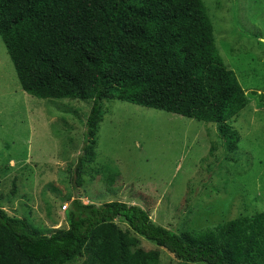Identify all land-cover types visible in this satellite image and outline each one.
<instances>
[{
  "label": "trees",
  "instance_id": "1",
  "mask_svg": "<svg viewBox=\"0 0 264 264\" xmlns=\"http://www.w3.org/2000/svg\"><path fill=\"white\" fill-rule=\"evenodd\" d=\"M0 39L24 92L92 101L76 183L96 156L103 100L212 123L236 147L229 122L249 99L219 53L204 0H0ZM148 206L74 198L68 227L49 234L0 207V264H161L160 248L184 263L264 264V210L176 233ZM117 220L156 248L134 247Z\"/></svg>",
  "mask_w": 264,
  "mask_h": 264
},
{
  "label": "rangeland",
  "instance_id": "2",
  "mask_svg": "<svg viewBox=\"0 0 264 264\" xmlns=\"http://www.w3.org/2000/svg\"><path fill=\"white\" fill-rule=\"evenodd\" d=\"M204 3L219 53L249 99L229 122L236 147L228 149L212 123L103 100L96 156L85 163L81 184L74 170L92 101L24 92L0 39V207L8 215L49 234L68 227L65 210L74 198L141 207L147 198L152 221L180 233L264 210V0ZM117 223L134 247L156 248ZM160 263L199 264L164 248Z\"/></svg>",
  "mask_w": 264,
  "mask_h": 264
}]
</instances>
